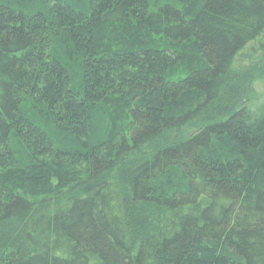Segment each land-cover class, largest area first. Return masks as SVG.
<instances>
[{
    "label": "trees",
    "instance_id": "1",
    "mask_svg": "<svg viewBox=\"0 0 264 264\" xmlns=\"http://www.w3.org/2000/svg\"><path fill=\"white\" fill-rule=\"evenodd\" d=\"M254 44L264 0H0V264H264Z\"/></svg>",
    "mask_w": 264,
    "mask_h": 264
},
{
    "label": "rangeland",
    "instance_id": "2",
    "mask_svg": "<svg viewBox=\"0 0 264 264\" xmlns=\"http://www.w3.org/2000/svg\"><path fill=\"white\" fill-rule=\"evenodd\" d=\"M190 3H191V1H190ZM256 45L254 48L248 47V49L246 50L247 51L246 56L245 57L243 56V59L241 60V62L239 64L240 67L238 68V70L240 72H251V73H249V76H251L250 84H252V79L255 78L254 76L261 75L263 80L260 82H258V80H257V83L254 84L255 85V91H264V51ZM248 93H249L250 97L255 94L252 90H251V92H248ZM191 129L192 128H190L189 130H191ZM52 184L54 186L52 188L55 190V194H58V192L60 190L59 188L63 186L62 183L59 184L57 179H52ZM55 194L53 195L52 198H55L56 200H61L62 203H64L68 199V195L64 196L63 193L56 195V196H55Z\"/></svg>",
    "mask_w": 264,
    "mask_h": 264
}]
</instances>
